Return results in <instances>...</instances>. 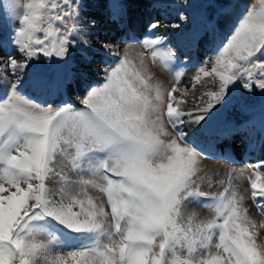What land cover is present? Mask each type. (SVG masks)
<instances>
[{"label":"snow or ice","instance_id":"snow-or-ice-1","mask_svg":"<svg viewBox=\"0 0 264 264\" xmlns=\"http://www.w3.org/2000/svg\"><path fill=\"white\" fill-rule=\"evenodd\" d=\"M149 6L131 37L139 50L121 54L86 38L82 0H0L13 20L0 35V264H264L245 195L230 182L203 192L196 179L203 160L233 162L205 147L240 131L217 122L227 110L249 113L264 144V0H248L235 21L231 0ZM109 7L113 20L125 14L120 0ZM210 32L213 54L193 64ZM73 52L100 65L98 80L69 66ZM74 82L86 93L79 106L65 98ZM249 167L245 191L264 215V161ZM190 205L211 218L198 221Z\"/></svg>","mask_w":264,"mask_h":264},{"label":"rangeland","instance_id":"rangeland-1","mask_svg":"<svg viewBox=\"0 0 264 264\" xmlns=\"http://www.w3.org/2000/svg\"><path fill=\"white\" fill-rule=\"evenodd\" d=\"M89 3H92L90 7L83 8L81 13L86 14L84 20H81V24L85 23L87 27L86 38L95 46H99L101 43L107 42L114 47H117L121 50V54L125 48H127L130 53L135 54L139 50V45L131 42L132 35L140 37L144 31V25L148 19V14L153 11L149 6V0H120L121 3L125 6V14L120 17L118 20L112 19V10L109 5L113 0H87ZM218 0H203L205 4L216 3ZM233 4V10L231 15V21H235L236 17L240 13L244 12L245 5L248 3V0H231ZM88 10V11H87ZM85 11V12H84ZM209 17H213V9H207ZM93 14L94 20L96 21L95 27H89L90 22L93 18L89 14ZM81 19V18H80ZM217 25V38H223L225 33V21L220 18H216ZM2 23V24H1ZM230 26V25H229ZM13 27V20L10 15L0 11V35H7L8 32ZM102 39V40H101ZM213 36L211 32L206 37L207 43H202L199 49H193L189 55L191 56L193 64L203 63L205 59L211 56L213 53L210 51L211 40ZM133 48V49H132ZM196 51L199 52L196 54ZM75 53L69 57V66L72 67L76 65L78 70L83 71L88 74V77L92 80H98L99 76L94 75L96 69L100 67L98 63H93L92 65L83 64L79 57V54L75 58ZM151 71L153 73V79L160 82L165 87L171 86V77L163 73L158 68H155L149 64ZM195 68L189 67L185 72L183 77V83L181 87L185 84L191 87L190 79L194 74ZM157 75V76H156ZM163 78V79H162ZM1 82V80H0ZM74 82L70 89L72 90L76 84L79 88L83 90V95H85L84 86L80 83ZM211 87L210 84L206 85ZM82 87V88H81ZM201 86L198 85L197 89ZM196 95H199V92H196ZM82 96L80 98H82ZM193 106V97L190 95L188 97V104L186 108ZM250 114L239 109H229L226 112L222 113L217 122L221 125H224L232 121L231 125L234 127H239L241 132H238L239 135L230 136L227 139L221 141L209 140L206 141L205 147L209 151L213 150V147L216 149H221L218 151L221 152H231L233 156L237 158L238 161H243L245 155H250L251 159L245 160L243 162H229L224 159H206L202 161L201 172L197 176V184L200 187V190L203 192H221L225 186H228L229 182L231 185L235 186L236 189L242 194L245 195V200L243 201V207L248 209L249 217L255 221L258 230V240L264 241V228H260L259 225L264 223V215H261L257 210L256 206L251 202L250 198L247 197L245 189L247 188L246 177L251 174L254 170L250 165H255L260 161H264V152L262 155H259L262 150H264V144L260 142V137L258 133L250 132ZM240 124V125H239ZM239 144V145H238ZM250 144L252 145L250 148ZM238 145V146H237ZM236 146V147H235ZM257 149V150H256ZM227 150V151H222ZM228 153V152H227ZM243 171L245 177H240L239 172ZM231 173V177H229ZM97 202H100L101 194H99ZM186 213H194L196 219L207 220L211 218L212 212L207 207L203 205H190L186 209Z\"/></svg>","mask_w":264,"mask_h":264},{"label":"bare ground","instance_id":"bare-ground-1","mask_svg":"<svg viewBox=\"0 0 264 264\" xmlns=\"http://www.w3.org/2000/svg\"><path fill=\"white\" fill-rule=\"evenodd\" d=\"M82 3L84 4V7L83 8H87V7H90L91 5H92V3H89V1H87V0H82ZM88 11V10H87ZM85 12V11H84ZM89 16L91 17V18H93L92 20H94V15L93 14H89ZM86 17V14H82L81 13V20H84V18ZM215 23H216V20H215ZM2 24V23H1ZM85 29H88L87 27H85V23L83 22V25H82ZM102 40V39H101ZM133 49V48H132ZM197 53H199V52H197L196 51V54ZM78 54L77 53H75V58L77 59V56ZM77 56V57H76ZM71 68H75V69H78L77 67H76V65H73ZM157 76V75H156ZM163 79V78H162ZM5 83V81H3V80H1V82H0V85H3ZM76 84V83H75ZM72 86V85H71ZM70 86V87H71ZM82 88V87H81ZM82 94H83V90L82 89H80L79 88V86H78V84H76V86L71 90L70 88L68 89V92H67V95H66V99H68L70 102H73V103H75L76 105H78L79 106V101H80V97L82 96ZM232 121H230V122H228V123H226V124H229V123H231ZM229 125H231V124H229ZM240 125V124H239ZM233 126V125H232ZM237 127V126H236ZM241 130H243V129H240V131H238V132H241ZM236 135H239V134H236ZM234 136V135H233ZM239 145V144H238ZM237 145V146H238ZM236 147V146H235ZM251 148V147H250ZM218 150H221V149H216V148H214L213 147V150H211L210 152H214V153H216L217 154V156H219V155H221V154H227V155H230L231 156V159H232V161L233 162H240V161H238L237 160V158L235 157V156H233L232 154H231V152H229V151H227V150H222V151H227V152H221V151H218ZM257 150V149H256ZM264 152V150H262L260 153H258L259 155H262V153ZM244 156H245V158L243 159V161H245V160H249V159H251V156L250 155H245L244 154ZM225 160V159H224ZM243 161H241V162H243Z\"/></svg>","mask_w":264,"mask_h":264},{"label":"crops","instance_id":"crops-1","mask_svg":"<svg viewBox=\"0 0 264 264\" xmlns=\"http://www.w3.org/2000/svg\"><path fill=\"white\" fill-rule=\"evenodd\" d=\"M89 193L95 198L98 197L100 194V193H97L94 189H89Z\"/></svg>","mask_w":264,"mask_h":264}]
</instances>
